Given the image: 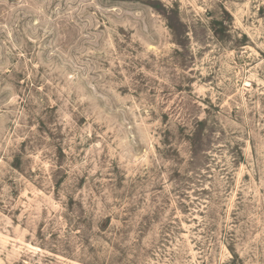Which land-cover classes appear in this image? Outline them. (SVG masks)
Returning a JSON list of instances; mask_svg holds the SVG:
<instances>
[{
  "label": "rangeland",
  "instance_id": "obj_1",
  "mask_svg": "<svg viewBox=\"0 0 264 264\" xmlns=\"http://www.w3.org/2000/svg\"><path fill=\"white\" fill-rule=\"evenodd\" d=\"M0 264H264V0H0Z\"/></svg>",
  "mask_w": 264,
  "mask_h": 264
},
{
  "label": "trees",
  "instance_id": "obj_2",
  "mask_svg": "<svg viewBox=\"0 0 264 264\" xmlns=\"http://www.w3.org/2000/svg\"><path fill=\"white\" fill-rule=\"evenodd\" d=\"M215 33H217V35H220V32H219V31H216V30H215ZM200 123H202V122H200Z\"/></svg>",
  "mask_w": 264,
  "mask_h": 264
}]
</instances>
